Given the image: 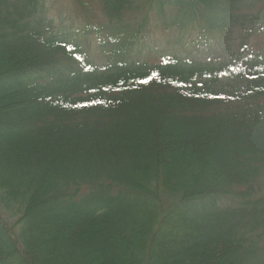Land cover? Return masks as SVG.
Wrapping results in <instances>:
<instances>
[{
    "label": "trees",
    "instance_id": "obj_1",
    "mask_svg": "<svg viewBox=\"0 0 264 264\" xmlns=\"http://www.w3.org/2000/svg\"><path fill=\"white\" fill-rule=\"evenodd\" d=\"M263 3L97 0L102 30L72 34L46 0H0V203L17 219L0 216V264H264V53L131 54L152 12L226 41L264 31L243 14Z\"/></svg>",
    "mask_w": 264,
    "mask_h": 264
},
{
    "label": "rangeland",
    "instance_id": "obj_2",
    "mask_svg": "<svg viewBox=\"0 0 264 264\" xmlns=\"http://www.w3.org/2000/svg\"><path fill=\"white\" fill-rule=\"evenodd\" d=\"M82 1L83 0H81V2ZM85 1L86 0L83 2ZM87 1L89 3L84 5L88 8L83 9L73 0H46L48 15L56 25L60 28L68 29L72 34H76L78 30L84 29L86 24H89L90 27H98L102 30V17L99 15L101 12L100 5L96 4L97 0ZM137 8L140 7L134 6L133 10L141 12V10ZM243 14L248 16L255 14L256 17L262 16L261 18H264V3L258 4L255 9L253 8L250 11L244 10ZM141 18V16L133 18L135 21L133 24L136 27L139 26L137 23L141 21ZM258 21H261L258 23L259 25H264V19ZM254 22L253 24H256ZM196 24L198 23H192L183 29L178 26L165 28L161 25L159 16L152 12L149 14V22L147 24L149 28L146 27V30L141 33V37L139 38L140 41L144 42L139 41V47L135 46V60L156 63L161 60L162 53L166 52L204 61H220L236 54H246L251 51L264 53V31H260L256 34L253 30H249V28L252 29V22L248 20H245L244 29L235 28L232 31L231 39L226 41L218 40L215 34H206V28H201ZM248 34H250V36ZM106 39H109V37H106ZM88 41H91L92 44L98 42L95 35L88 36ZM168 41L174 43L168 44ZM89 50L93 58L103 60L102 53L92 51L91 49ZM259 193L264 194V170L262 171L261 189H259ZM166 196L167 195L164 194L162 197V208L168 206L170 202V200H167ZM10 215L12 214L8 211L7 206L0 203V216L7 219V223L13 226L16 224L17 219L16 217L10 218ZM176 223L177 219L173 217L169 225L174 226ZM16 227V230H18L19 226ZM262 239L264 240V237ZM262 244H264V241Z\"/></svg>",
    "mask_w": 264,
    "mask_h": 264
}]
</instances>
